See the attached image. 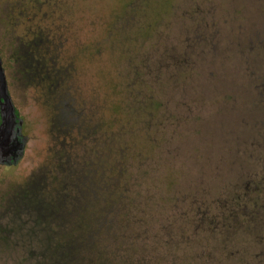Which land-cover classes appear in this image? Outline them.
I'll list each match as a JSON object with an SVG mask.
<instances>
[{
    "label": "rangeland",
    "instance_id": "374dc122",
    "mask_svg": "<svg viewBox=\"0 0 264 264\" xmlns=\"http://www.w3.org/2000/svg\"><path fill=\"white\" fill-rule=\"evenodd\" d=\"M174 1L76 3L75 29L103 44L112 33L114 45L73 65L85 111L110 125L114 148L68 161L29 126L17 164L0 165V264H264L249 237L241 263H213L218 240L202 232L207 200L218 208L264 157V0ZM110 13L115 23H101ZM29 93L13 90L30 123L51 109ZM93 222L97 244H78Z\"/></svg>",
    "mask_w": 264,
    "mask_h": 264
},
{
    "label": "flooded vegetation",
    "instance_id": "af4514ba",
    "mask_svg": "<svg viewBox=\"0 0 264 264\" xmlns=\"http://www.w3.org/2000/svg\"><path fill=\"white\" fill-rule=\"evenodd\" d=\"M177 1L169 9L174 8ZM79 2L84 5L77 9L89 7L88 0H0V82L3 78L6 93L3 97V92L0 91V128L6 123L5 101L8 98L13 108L15 130H20L24 138V132L29 130V126L32 131H43L49 137L48 144L43 148L64 149L63 154L68 161L71 159L70 154L77 152L79 148H114V134L110 131V125L108 127L111 133L101 128L102 123L100 124L95 114L85 111L87 102L81 95V85L75 81L73 65L74 59L78 57H98L103 53V47L107 44L114 45L111 42L112 33L110 31V36L103 44L105 37L90 34V38L88 34L85 36L80 32L82 29H75L71 19L72 10ZM131 4L132 2L130 6ZM128 6L127 2L123 5V12L130 7ZM156 10L160 15L158 8ZM100 17L98 16L97 21ZM157 18L159 21L160 16ZM101 20V23L110 24L108 21L115 23L116 17L114 13H110L109 16H102ZM93 23L95 22L92 20ZM19 86L22 90L26 88L30 91L29 96L34 103L40 102L51 111L37 116L30 123L26 121L13 96L14 88L19 89ZM260 104L264 107V100ZM258 121L264 126V118ZM262 140L264 141V136ZM25 147L26 138L23 148ZM0 148L19 147L14 144ZM99 153L96 151L92 160V166L98 167L96 174L100 168L97 164L100 161ZM263 159L264 157L257 160L259 166L253 172L243 174L247 176L235 183L233 192L221 200L218 208H212V200L210 202L208 199L206 202L204 220L207 225L202 232L207 235L206 238L218 240L216 245H211V252L206 255L213 263L222 259L239 263L245 242H250L249 238L253 241L259 239L264 251ZM99 233L100 225L96 223L92 230V241H80L78 244L96 245ZM219 248L225 253L218 258L215 250Z\"/></svg>",
    "mask_w": 264,
    "mask_h": 264
},
{
    "label": "water",
    "instance_id": "95a60500",
    "mask_svg": "<svg viewBox=\"0 0 264 264\" xmlns=\"http://www.w3.org/2000/svg\"><path fill=\"white\" fill-rule=\"evenodd\" d=\"M0 91L3 92V97L6 96L4 95L6 93L3 78L0 82ZM5 106L7 107V119L5 125L0 128V146L16 144L19 148H0V165L14 166L23 155L25 138L21 135L20 130H15L12 117L13 108L8 98L5 101Z\"/></svg>",
    "mask_w": 264,
    "mask_h": 264
},
{
    "label": "trees",
    "instance_id": "16d2710c",
    "mask_svg": "<svg viewBox=\"0 0 264 264\" xmlns=\"http://www.w3.org/2000/svg\"><path fill=\"white\" fill-rule=\"evenodd\" d=\"M97 222H93V225H95ZM88 225V224H87ZM100 225V224H99ZM85 232H86V229L84 228V233L83 234H85ZM88 241V240H87ZM92 241V239L90 240V242ZM50 244V242H47V245H49ZM59 244H62V242L59 240L58 241V245ZM88 244V243H87ZM91 244V243H90ZM92 245V244H91ZM59 247H56V248H54V249H58ZM93 252V251H92ZM94 254H96L95 252H94ZM91 264H94V263H91Z\"/></svg>",
    "mask_w": 264,
    "mask_h": 264
}]
</instances>
